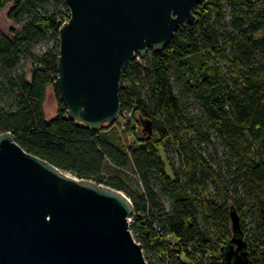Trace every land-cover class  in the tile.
Returning <instances> with one entry per match:
<instances>
[{
  "label": "trees",
  "instance_id": "16d2710c",
  "mask_svg": "<svg viewBox=\"0 0 264 264\" xmlns=\"http://www.w3.org/2000/svg\"><path fill=\"white\" fill-rule=\"evenodd\" d=\"M9 3V17L23 24L14 35L0 28V133L11 131L28 152L124 191L149 264H228L231 206L247 264H264V0L197 3L195 24L123 69L120 115L131 118L98 128L68 115L56 83L66 0H0V11ZM40 41L47 47L37 52ZM49 86L57 104L50 117ZM147 118L150 136L142 132ZM213 135L225 154L218 168L202 147ZM171 146L177 161L162 154ZM250 213L254 227L247 229Z\"/></svg>",
  "mask_w": 264,
  "mask_h": 264
},
{
  "label": "water",
  "instance_id": "95a60500",
  "mask_svg": "<svg viewBox=\"0 0 264 264\" xmlns=\"http://www.w3.org/2000/svg\"><path fill=\"white\" fill-rule=\"evenodd\" d=\"M201 0H66L56 83L68 115L98 128L121 113L127 63L164 48L195 24ZM152 135L153 121L142 119ZM133 203L122 190L79 177L0 133V264H149L130 228ZM228 264H247L240 217L231 206Z\"/></svg>",
  "mask_w": 264,
  "mask_h": 264
},
{
  "label": "rangeland",
  "instance_id": "374dc122",
  "mask_svg": "<svg viewBox=\"0 0 264 264\" xmlns=\"http://www.w3.org/2000/svg\"><path fill=\"white\" fill-rule=\"evenodd\" d=\"M11 3L7 4L6 7H4L0 11V28L5 31L6 33L10 35H14L22 26L23 20H16L13 18H10L8 15L9 9L11 7ZM47 47V42L46 41H40L35 44V51L37 52H42L45 48ZM23 66L26 70H30L31 68V63L29 61H24ZM1 101V100H0ZM193 101V100H191ZM45 108H46V115L48 117L52 116L55 114L57 110V104L56 100L53 94V89L51 86L48 88L46 100H45ZM199 109L196 104L192 103L190 107V112L192 114L198 113ZM203 151L205 155L210 159L211 163L214 165V167L218 168V161H224V149L222 145L219 144L217 138L213 135V140L209 142H203L202 143ZM172 151L168 154L165 151H162V154L166 156L172 157L175 161L178 160L176 151L173 150L175 147L171 146ZM169 162V160H168ZM169 168V165H168ZM170 169V168H169ZM224 170V169H223ZM209 189L214 193L215 191V186L213 183H209ZM165 203L169 205V197H164ZM245 226L247 229H252L254 227L253 220H252V214H248L246 217L245 221Z\"/></svg>",
  "mask_w": 264,
  "mask_h": 264
},
{
  "label": "built area",
  "instance_id": "2783aa9c",
  "mask_svg": "<svg viewBox=\"0 0 264 264\" xmlns=\"http://www.w3.org/2000/svg\"><path fill=\"white\" fill-rule=\"evenodd\" d=\"M131 112H129V111H126L123 115H119V117L117 118V119H119V122H120V124L122 125L124 122H126L128 119H130L131 118ZM116 119V120H117ZM115 120V121H116ZM118 122V123H119ZM124 126V125H123ZM130 219V222H131V220H132V217H130L129 218Z\"/></svg>",
  "mask_w": 264,
  "mask_h": 264
}]
</instances>
